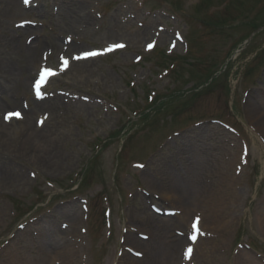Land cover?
<instances>
[{"label": "rangeland", "instance_id": "rangeland-1", "mask_svg": "<svg viewBox=\"0 0 264 264\" xmlns=\"http://www.w3.org/2000/svg\"><path fill=\"white\" fill-rule=\"evenodd\" d=\"M78 16L87 17L88 28L73 30ZM259 25L264 0H33L28 7L22 0H0V60L17 73L0 79L1 96H7L1 112L25 111L27 102L33 109L35 67L45 53L51 54L49 66L58 64L56 41L72 37L77 52L127 45L74 64L46 89V99L55 103L43 129L51 162L21 151L9 159L4 149H21L26 138L4 143L0 136V264H63L68 249L69 264H119L125 254L144 259L143 250L125 243L129 223L138 228L136 238L153 237L137 221V208L168 224L153 206L183 207L161 190L171 191L172 172L183 179L177 172L197 161L210 197L235 191L240 197L236 217L205 222L215 238L195 246L192 264H264V129L258 123H264V31L248 40ZM178 33L190 50L184 58L185 44L169 49ZM150 42L157 43L153 52ZM32 48L38 57L29 65ZM222 68L220 78L208 83ZM148 94L163 103L158 112L152 109L153 117L141 119L136 113ZM253 104L262 111L258 120ZM196 207L192 213L205 211L203 204ZM183 212L163 235L175 240L166 253L172 264H191L183 259L192 218L179 221ZM52 232L69 246L55 253L51 247L54 254L43 259V238ZM178 238L186 241L176 244Z\"/></svg>", "mask_w": 264, "mask_h": 264}, {"label": "bare ground", "instance_id": "bare-ground-1", "mask_svg": "<svg viewBox=\"0 0 264 264\" xmlns=\"http://www.w3.org/2000/svg\"><path fill=\"white\" fill-rule=\"evenodd\" d=\"M17 0H13V2L16 3ZM79 11V10H78ZM82 12V11H81ZM79 12V13H81ZM78 12L76 13V16L79 14ZM89 25V20L87 19L86 16L84 17H79L78 19H76V17L73 19L72 23H71V27L73 28V30L78 29L80 30V28H88ZM79 32V31H77ZM74 33V34H77ZM73 33V32H72ZM86 33V32H85ZM112 38L108 37L106 39H103L101 42H110ZM34 43V42H33ZM55 45L53 46V48L55 47V50H57V54L59 53H63L64 50V54L66 52L69 51L68 54H72L74 52V50L76 49V45L73 43L69 46L67 45L66 49L64 48V45L59 42L56 41L54 43ZM36 43H35V48H36ZM66 46V45H65ZM31 48V47H30ZM34 48V49H35ZM33 48L30 49V52H28L29 55V59H28V63L27 64H32L34 65V63L36 62L37 59V52L36 50H34ZM40 62L41 59L39 61V63L37 64V66L35 67L38 68L40 66ZM88 63V62H87ZM79 65V63L77 64ZM72 68H74V66H72ZM71 70V68H70ZM69 70V71H70ZM2 74V75H1ZM0 79L3 77L5 78V76L9 75V76H16V70H15V66L8 62V61H4V60H0ZM16 81V79H15ZM2 92V90L0 89V93ZM45 102H36L35 103V107L34 109L30 112H25L26 113V118L27 120H25V122H23V124L21 123H15V121L11 122L12 124L6 125L3 124L2 122H0V136L3 139V142H9V138H13L15 134H18L19 136L23 137L25 136L21 145H19V147H21V149H19L18 147H14L13 145H11L12 147L6 148L4 149L6 156L9 159H12L13 156L14 159L16 158V156L18 155L19 151H21L22 153H24L26 156H30L32 158H34L36 161L40 160L41 158L37 159V157L42 156V158H47V162H51V159H49L48 155H51V151L45 152L47 147V140L49 139V132L44 134V130H39L36 128V126H33V123L31 122L32 120V116L34 113H39L40 110H48L52 108V105H49V103ZM55 104V103H53ZM251 113L254 114L255 116L253 117L254 120H258L261 115H262V111L260 110V108H258L256 105H252L251 106ZM257 109V110H256ZM54 113V109L51 110ZM47 112V111H46ZM44 115V113H42ZM47 114H50L49 112H47ZM4 121V120H3ZM262 120H258L259 125L261 126V128L264 129V123L263 121L260 122ZM45 125V124H44ZM25 140H27L26 142H24ZM3 148V147H2ZM43 163H46L43 161ZM203 168V164L198 162L193 166L189 165L186 166L184 164V167H182V169H180L177 172V175H179V172H182L185 174V178L181 179L176 177V171L172 172L171 175L174 176V179L172 180V189L171 191H165V190H161L163 197L171 199L177 203H179L181 206L180 210H184V215L185 217H183V219L179 220L181 222L184 223L185 219H186V215L191 214V218L194 215V213H198L200 214L201 211H197V212H193L192 213V209L193 208H197L196 206L199 204H203L204 208H205V213L201 214V218H202V225L201 227H206L205 226V222H213V221H217L219 220L220 222L225 221L226 218H234L237 215V208L239 206L238 201H239V197H240V193H238V191H235L234 194H232V192H225L224 194L218 192V193H213L212 197H210L211 195H209V192L207 191V186L205 184L202 183V179H201V172L200 169ZM2 178L3 177L2 175ZM176 178H178L179 180H177ZM177 180V181H176ZM201 181V182H200ZM210 191V190H209ZM230 193V194H229ZM206 199V201H200L202 199ZM182 210V211H183ZM137 211H139V215L137 216V221H141L143 223V225H141V227H144L145 229H147L151 234H153V237L151 235V237L148 239V241H142L138 238H136L135 234L133 233V228L138 229L135 225H132L129 223V228L131 230V232L127 235V243L128 246H132V247H137L141 250H143V252H145V258L142 260L139 259H134L133 257H131L128 254H125L123 257V260H121V262L119 264H172L168 261L166 253L169 250L170 247H175L172 246V241L175 242V240H173V238L170 237L169 240L168 238L164 239L163 235H164V231H168V228H170L172 225L171 223H176V220H178V218H164L166 219V221L168 222V224L166 225H159V223H161V221L163 219H160L158 216L152 215L150 214L148 211H146L145 209H138ZM142 211V212H141ZM179 211V210H178ZM181 212V211H180ZM131 222L134 221L131 220ZM218 222V223H220ZM231 224V221H228L225 225H229ZM210 227V226H209ZM212 227V226H211ZM50 239H44L43 238V248H44V252L42 253V255H44L42 258L43 259H47L46 256L48 255V253H52L54 254L55 251L59 248L61 249H66L64 246L68 245V243H63L61 242V240L55 239V232H52ZM50 237V236H49ZM48 238V237H47ZM61 239V238H60ZM177 242L176 244H180L183 243L185 240L182 238H178L176 239ZM202 239H199V241H201ZM28 243L31 244V241L29 239H27ZM170 241V242H169ZM198 241L197 244H199L200 242ZM170 243V244H169ZM204 243H208V241H205ZM202 245V243H201ZM69 246V245H68ZM53 247L54 248V253L50 252L48 249ZM28 248V247H27ZM72 250L68 251H64L65 252V256H62L61 258L63 259L64 263L63 264H69L68 261L69 260V255H73L72 254ZM196 255V254H195ZM195 255L193 257H195ZM175 256V254H174ZM172 257V254H171ZM244 260V259H242ZM240 262V264H257L255 263H250L248 261H242ZM48 259L45 260V263L48 264ZM15 264H28L27 261L24 263H20V262H16ZM52 264V263H51Z\"/></svg>", "mask_w": 264, "mask_h": 264}, {"label": "snow or ice", "instance_id": "snow-or-ice-1", "mask_svg": "<svg viewBox=\"0 0 264 264\" xmlns=\"http://www.w3.org/2000/svg\"><path fill=\"white\" fill-rule=\"evenodd\" d=\"M24 3L27 4L29 3V0H24ZM123 47V45L121 44H116L111 46L109 49H107L108 51H111L112 48H120ZM152 45H149V48H151ZM100 52L97 51H92V50H87V51H83L78 55L75 56H71L70 59L72 60H82V59H88V58H94L98 55H100ZM62 60V67H61V71L65 70L68 66H69V59H65L63 57H61ZM55 75V73L51 70V69H46L41 73V77L40 80L36 82L35 87L37 90V94H39V89H40V84L42 81H44L46 78ZM13 116H15L16 118H19V113H9L7 117H5L6 119H11ZM193 239H195V237H193ZM192 251V249H187V253L190 254Z\"/></svg>", "mask_w": 264, "mask_h": 264}]
</instances>
